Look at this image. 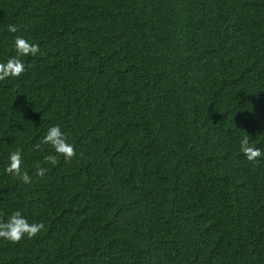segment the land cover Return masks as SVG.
I'll return each mask as SVG.
<instances>
[{"label": "trees", "instance_id": "trees-1", "mask_svg": "<svg viewBox=\"0 0 264 264\" xmlns=\"http://www.w3.org/2000/svg\"><path fill=\"white\" fill-rule=\"evenodd\" d=\"M16 36L40 52L0 81V220L45 227L0 264H264V0H0V63ZM53 125L69 162L35 150Z\"/></svg>", "mask_w": 264, "mask_h": 264}, {"label": "clouds", "instance_id": "clouds-1", "mask_svg": "<svg viewBox=\"0 0 264 264\" xmlns=\"http://www.w3.org/2000/svg\"><path fill=\"white\" fill-rule=\"evenodd\" d=\"M10 33L18 31L17 26L9 25L7 29ZM14 49L16 55L11 57L5 63H0V81L9 78H20L26 71L24 62L20 59L26 56H36L40 52L39 45L31 43L22 36H16L14 40ZM41 145H50L56 155H47L44 157V163L56 165L58 157H63L65 162L71 161L76 155L75 147L68 142V136L61 130L59 125L49 127L41 141L34 147L35 150H41ZM240 152L249 162H258V159L264 155L261 149L250 143L249 136H244L240 141ZM22 155L20 151H14L9 154V163L5 171L13 177L19 179L24 184L31 183V177L27 171H22ZM36 167V175L45 176L48 169ZM43 223H30L21 211H14L7 220H0V239L13 244L19 243L25 236L28 239H34L41 231L44 230Z\"/></svg>", "mask_w": 264, "mask_h": 264}]
</instances>
